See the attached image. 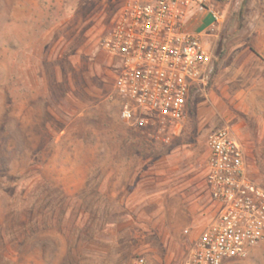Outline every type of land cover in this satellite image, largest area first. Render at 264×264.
Wrapping results in <instances>:
<instances>
[{
    "label": "rangeland",
    "instance_id": "374dc122",
    "mask_svg": "<svg viewBox=\"0 0 264 264\" xmlns=\"http://www.w3.org/2000/svg\"><path fill=\"white\" fill-rule=\"evenodd\" d=\"M124 2L0 0V264H133L142 253L166 264L177 254L171 180L179 164L183 176L200 174L191 152H206L192 99L177 131L143 134L121 120L117 58L102 44ZM220 12L206 38L214 64L242 43L264 47V0H230ZM233 111L220 128L250 123ZM143 174L161 175L163 190L146 184L134 207L123 189ZM224 264H264V241Z\"/></svg>",
    "mask_w": 264,
    "mask_h": 264
},
{
    "label": "built area",
    "instance_id": "2783aa9c",
    "mask_svg": "<svg viewBox=\"0 0 264 264\" xmlns=\"http://www.w3.org/2000/svg\"><path fill=\"white\" fill-rule=\"evenodd\" d=\"M230 0H125L102 46L119 62L115 91L120 118L135 130L162 135L185 121L191 96L207 88L215 72L206 38L222 23ZM209 12L212 26L190 33L191 12ZM208 184L221 207L200 235L186 264L244 259L264 241V184L248 178L244 150L229 126L208 137ZM133 264H157L137 256Z\"/></svg>",
    "mask_w": 264,
    "mask_h": 264
},
{
    "label": "crops",
    "instance_id": "0c3cea01",
    "mask_svg": "<svg viewBox=\"0 0 264 264\" xmlns=\"http://www.w3.org/2000/svg\"><path fill=\"white\" fill-rule=\"evenodd\" d=\"M211 26L212 20L192 22L189 19L186 30L190 33L206 32ZM221 53V57L218 55L215 58V72L209 86L195 91L192 95V107L199 123L198 143L200 147L202 145L205 148L206 153L200 154L198 149L191 152L196 165L202 168L200 174L193 177L183 176L181 165L176 166L174 173L177 174L171 180L168 195L176 201V208L182 216L178 214L177 223L172 225V233L167 236L170 246L176 248L177 254L171 255L166 264H186L200 235L218 216L221 205L213 199L208 184L210 157L208 137L223 124L234 120L235 108L249 115L251 119L247 125L241 122L231 125L234 137L244 150L247 176L258 184H264V47L258 48L242 43L229 52ZM117 65L119 67L118 60ZM180 124L174 125V129H178ZM139 131L143 134L154 132ZM205 135H208L207 138ZM159 171L162 173V170ZM160 176H156L154 181L144 174L137 178L133 177L130 187L125 186L123 189V197L137 199L134 207L140 206L139 200L145 199L146 184L153 185L158 191L163 190V179ZM159 196H162V192ZM178 226L180 227L176 229ZM138 256H145V253Z\"/></svg>",
    "mask_w": 264,
    "mask_h": 264
},
{
    "label": "trees",
    "instance_id": "16d2710c",
    "mask_svg": "<svg viewBox=\"0 0 264 264\" xmlns=\"http://www.w3.org/2000/svg\"><path fill=\"white\" fill-rule=\"evenodd\" d=\"M191 99H192V96H191V98H190V101H191ZM190 103V102H189Z\"/></svg>",
    "mask_w": 264,
    "mask_h": 264
}]
</instances>
